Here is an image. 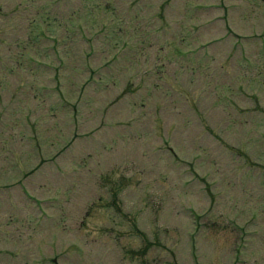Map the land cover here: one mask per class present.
<instances>
[{
  "label": "rangeland",
  "instance_id": "374dc122",
  "mask_svg": "<svg viewBox=\"0 0 264 264\" xmlns=\"http://www.w3.org/2000/svg\"><path fill=\"white\" fill-rule=\"evenodd\" d=\"M0 264H264V0H0Z\"/></svg>",
  "mask_w": 264,
  "mask_h": 264
}]
</instances>
